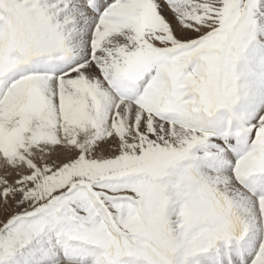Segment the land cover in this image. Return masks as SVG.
<instances>
[{"label": "snow or ice", "instance_id": "1", "mask_svg": "<svg viewBox=\"0 0 264 264\" xmlns=\"http://www.w3.org/2000/svg\"><path fill=\"white\" fill-rule=\"evenodd\" d=\"M0 264H264V0H0Z\"/></svg>", "mask_w": 264, "mask_h": 264}]
</instances>
